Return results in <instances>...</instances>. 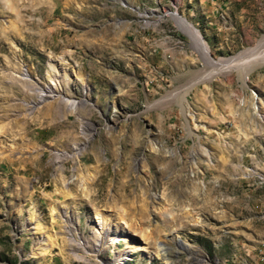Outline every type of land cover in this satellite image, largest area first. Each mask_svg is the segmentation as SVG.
Here are the masks:
<instances>
[{"label": "rangeland", "instance_id": "1", "mask_svg": "<svg viewBox=\"0 0 264 264\" xmlns=\"http://www.w3.org/2000/svg\"><path fill=\"white\" fill-rule=\"evenodd\" d=\"M0 264H264V0H0Z\"/></svg>", "mask_w": 264, "mask_h": 264}, {"label": "bare ground", "instance_id": "2", "mask_svg": "<svg viewBox=\"0 0 264 264\" xmlns=\"http://www.w3.org/2000/svg\"><path fill=\"white\" fill-rule=\"evenodd\" d=\"M172 15L175 17V19H176V22H177V24H178V26L184 31V32H186L187 34H188V36L190 37V39H191V44L194 46V48L200 53V55L202 56V58L206 61V63L208 64V65H210L211 67L213 66V65H217L218 64V62L220 61V60H217V59H214V58H212L210 55H209V52H208V48H207V46L205 45V43L203 42V40H202V38H201V36H200V34H199V32L197 31V29H195L194 27H193V25L191 24V23H189L188 21H186L185 19H183V18H181V17H179L175 12H172ZM15 64V63H14ZM260 64V63H259ZM9 65L10 66H13V67H15V69H17V70H19V67H18V65H13L12 63H9ZM12 67V68H13ZM21 71V70H20ZM6 73V72H5ZM18 73V72H17ZM22 73V72H21ZM23 75L25 74V72H23L22 73ZM5 76H7V74L6 75H4L3 74V77H5ZM22 82H24V81H22ZM42 89H40V91H41ZM48 91V90H47ZM50 91V90H49ZM46 95H49L48 93L46 94V93H44V94H41V92H39V94H38V97L40 98V99H44L45 98V96ZM11 96V95H10ZM52 102V101H51ZM63 102H66L65 100L63 101ZM13 103V102H12ZM44 103V102H43ZM10 105V104H9ZM46 105V104H45ZM17 106V105H16ZM15 106V107H16ZM14 107V106H13ZM12 107V108H13ZM48 107V106H47ZM5 108V107H4ZM50 108V107H49ZM8 109V108H7ZM9 109H11L10 107H9ZM48 109V108H47ZM8 112V111H7ZM10 113H12V112H10ZM9 114V113H8ZM10 115V114H9ZM152 145V144H151ZM77 147H78V145H77ZM75 149V148H74ZM81 149V148H80ZM73 150V149H72ZM77 150V149H76ZM91 155V154H90ZM85 159H86V156H85ZM88 159V158H87ZM65 164V163H64ZM105 167V166H104ZM61 170V169H60ZM59 170V171H60ZM60 172H63L64 173V170L62 169ZM79 179H82L84 182H88V180H89V174H82V175H80L79 176ZM108 232V233H107ZM115 231H113V230H111V229H109L108 227H107V229L105 230V232L104 233H106V234H108V236H109V238L112 240V242L114 241V236H115V233H114ZM103 242L104 241H102L100 244H98V245H93V247H92V249L93 250H95V251H97V252H99L101 249H102V247H103ZM122 253H119L117 256H116V259L117 258H119L120 257V255H121Z\"/></svg>", "mask_w": 264, "mask_h": 264}]
</instances>
